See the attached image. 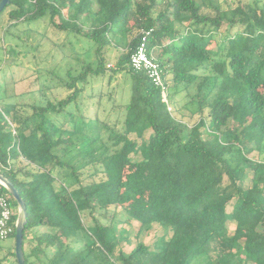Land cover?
I'll return each instance as SVG.
<instances>
[{
  "label": "trees",
  "instance_id": "16d2710c",
  "mask_svg": "<svg viewBox=\"0 0 264 264\" xmlns=\"http://www.w3.org/2000/svg\"><path fill=\"white\" fill-rule=\"evenodd\" d=\"M256 5L224 12L206 10V0H11L0 12L11 7L13 25L48 19L96 45L97 65L69 72L67 97L34 104L24 116L12 104L3 107L17 136L1 115L0 171L27 205L26 264H264V6ZM225 20L238 28L215 51L210 44ZM143 31H150L148 52L161 64L170 106L185 93L197 104L196 123L178 118L146 72L131 66ZM109 47L119 49L112 64ZM118 74L130 82V98L122 127L109 128L117 148L105 144L97 156L91 137L97 123L75 116L71 106L84 90L80 84ZM69 122L73 130L65 128ZM257 139L262 159L246 151ZM70 146L99 161L93 173L99 180L82 181L66 158ZM0 191L18 207L1 184ZM110 207L115 211L107 217ZM97 209L109 223L82 218ZM129 218L140 223L132 239L120 229ZM155 227L163 234L153 244L138 241ZM39 229L45 231L28 238Z\"/></svg>",
  "mask_w": 264,
  "mask_h": 264
},
{
  "label": "rangeland",
  "instance_id": "374dc122",
  "mask_svg": "<svg viewBox=\"0 0 264 264\" xmlns=\"http://www.w3.org/2000/svg\"><path fill=\"white\" fill-rule=\"evenodd\" d=\"M240 3L244 5L245 10H248V6H257L256 4L259 8L264 6V0H206L205 9L213 11L214 6H219L225 12L239 6ZM10 9L11 7L0 14V106L3 108L6 104H12L15 106V110L24 116L31 114L34 104L45 105L48 101L56 102L71 94L72 91L66 87V83L71 80L69 72L77 75L88 62L97 65L96 45L81 34L57 29L51 25L48 19H40L30 24L20 22L13 25L10 23ZM244 17L246 18L247 15L245 14ZM56 20L58 21V19ZM84 28L88 29L89 27L85 25ZM237 28H230L228 21L225 20V23L214 34L210 48L217 51L223 38L234 33ZM261 43L264 49V39ZM118 53L117 47H109L106 52L107 61L110 64L114 63ZM262 53L264 54V50ZM218 58L224 59L225 52H222ZM80 87H84V90L79 95L77 107L73 104L71 110L75 116L83 115L84 119H92L94 123H97L91 137L95 138L96 136L92 147L97 148L96 154L100 156L104 151L105 144L111 150L117 148L112 145V141L109 139V128L120 129L123 125L125 105L130 98V82L122 74H118L112 79H109L108 75L95 76L91 77L87 84H80ZM189 93L191 97L194 96L195 88L191 87ZM176 100L174 105L171 104V111L189 124L196 123L199 119L197 104L185 93L179 94ZM7 117V122L15 125L11 117L8 115ZM65 128L73 130V123L69 122ZM149 134L150 131L145 134L144 139H147ZM131 138L136 139L137 137L133 134ZM258 140L254 141L256 143L252 151L246 150L248 155L254 159H262L259 157ZM78 146H70L66 158L79 168L82 181L99 180L100 174L94 175L93 173L95 167H101V164L97 160L91 161L86 152H78ZM141 159L140 153L134 155V160ZM70 171L68 169L69 173ZM68 179L73 180L74 177L69 175ZM151 197L145 195V200H149ZM128 206L129 208L133 207L132 203H129ZM226 208L228 212H231L230 204H227ZM120 210L118 209V211ZM114 211L115 208L110 207L106 212L107 217H110ZM16 212L18 213V207L15 208ZM120 214V219L126 218L125 215ZM136 214L145 216L143 212L137 211ZM107 217L100 209H97L94 216L89 211L82 213V218L90 225H94L95 218L102 223H109L110 220ZM139 224L136 218H129L120 226V229L121 231L127 230L129 238L132 239L138 233ZM43 231L45 229L29 232L28 238L33 239ZM162 234L163 231L155 227L151 231H143L139 235L138 241L153 244L154 240ZM15 243L16 240L13 237L0 242V264H18L15 256L11 253L15 252ZM135 244L136 242H134ZM131 247H127V249L130 250Z\"/></svg>",
  "mask_w": 264,
  "mask_h": 264
},
{
  "label": "built area",
  "instance_id": "2783aa9c",
  "mask_svg": "<svg viewBox=\"0 0 264 264\" xmlns=\"http://www.w3.org/2000/svg\"><path fill=\"white\" fill-rule=\"evenodd\" d=\"M150 31H143V37L140 44L131 56V66L139 71H145L152 83L159 87L162 91L163 100L169 104L168 97V86L163 76V69L158 60L148 52L147 48V36ZM110 66V64H108ZM4 115L8 120L3 108L0 106V117ZM12 127L13 134L17 136V130L13 123H9ZM15 214V206L9 196L0 191V242L11 238L14 226H13V215Z\"/></svg>",
  "mask_w": 264,
  "mask_h": 264
},
{
  "label": "water",
  "instance_id": "95a60500",
  "mask_svg": "<svg viewBox=\"0 0 264 264\" xmlns=\"http://www.w3.org/2000/svg\"><path fill=\"white\" fill-rule=\"evenodd\" d=\"M11 0H1L0 1V12L10 4ZM0 184L3 185L10 195L17 201L18 204V214L16 219V243H15V254L18 264H26L25 254H24V230L28 222V212L25 200L21 197L19 190L15 184L7 178L0 171Z\"/></svg>",
  "mask_w": 264,
  "mask_h": 264
}]
</instances>
